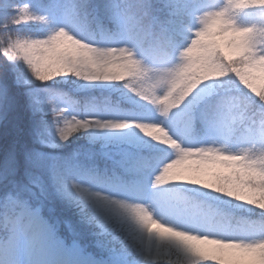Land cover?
<instances>
[{
    "label": "snow or ice",
    "instance_id": "6c2138e0",
    "mask_svg": "<svg viewBox=\"0 0 264 264\" xmlns=\"http://www.w3.org/2000/svg\"><path fill=\"white\" fill-rule=\"evenodd\" d=\"M0 264H264V0H0Z\"/></svg>",
    "mask_w": 264,
    "mask_h": 264
}]
</instances>
